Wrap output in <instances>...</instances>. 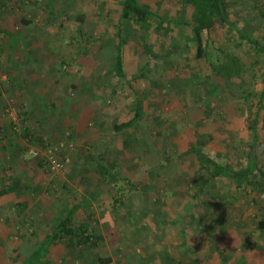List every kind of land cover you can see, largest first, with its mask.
<instances>
[{
	"label": "rangeland",
	"instance_id": "374dc122",
	"mask_svg": "<svg viewBox=\"0 0 264 264\" xmlns=\"http://www.w3.org/2000/svg\"><path fill=\"white\" fill-rule=\"evenodd\" d=\"M141 1L169 22L159 32L151 31V53L135 37L126 44L124 56L132 88H127L126 81L115 79L118 94L114 100L122 105L115 121L130 118L137 102L142 107L141 120L132 129L117 133L113 118H102L99 135L74 134L68 125L73 118L64 123L68 108L86 101L99 112L102 107H111L113 96L103 95L93 103L90 96L80 98L68 85L60 97L62 107L53 108L54 117L45 118L44 134L34 138L36 145L52 148L64 169L54 173L46 166L40 171L41 161L28 155L33 141L24 138L27 163L39 172L31 186L45 191L48 199L54 197L61 217L69 208H80L74 222L87 221L99 233L96 247H78L91 258L109 255L116 264H164L158 256L163 243L161 250L172 254L179 264H264V233L260 235L257 228L264 217V192H245L238 181L228 178L212 180L205 186L196 184L197 190H202L198 196L202 205L198 207L190 196V180L204 176L187 155L191 145L201 143L200 149L216 154L232 169L246 164L247 150L253 143L249 122L257 116L258 99L264 90V55L239 45L235 31L220 27L208 36L206 56L196 59L190 32L192 7L182 8L177 0ZM30 2L10 3L6 8L0 4V16L4 12L18 15L20 10L44 15L33 28L42 26L40 21L51 23L50 35H59H49L41 42L43 58L49 60L48 48L58 51L55 73L68 81L102 77L103 71L85 74L87 60L104 63L102 46L115 36L120 4L112 0ZM229 2L230 19L264 44V0ZM2 26L0 19V29ZM15 26L12 29L18 34ZM4 37L0 31V60L5 56ZM14 48L15 57L26 54L18 45ZM110 51L106 49L109 57ZM220 52H235L242 58V78L227 80L212 74L213 65L221 62ZM141 73L144 77L139 76ZM262 104L254 149L264 169V99ZM6 111L15 110L7 107ZM3 158L0 167L6 174L11 164L8 155ZM101 164L109 167L105 176L98 173ZM162 164L171 170L164 177ZM189 213L196 214L198 220L191 221ZM99 218L109 222H99ZM67 244V237L60 238L50 254L42 256V263L53 258L57 264H79L77 253ZM18 248L0 244V264H13L4 262L7 255L3 254L17 255ZM15 261L21 264L23 259L21 263Z\"/></svg>",
	"mask_w": 264,
	"mask_h": 264
},
{
	"label": "crops",
	"instance_id": "0c3cea01",
	"mask_svg": "<svg viewBox=\"0 0 264 264\" xmlns=\"http://www.w3.org/2000/svg\"><path fill=\"white\" fill-rule=\"evenodd\" d=\"M25 1L0 0V4L5 8V4L19 3L22 5L25 4ZM28 1L35 2L36 0ZM4 13L0 16L1 22L3 23V29H0V31L5 35L3 38V52L5 56L0 60V165L5 160L3 157L7 155V161L11 165L8 167L10 170L6 174L2 173L3 167H0V184L2 183L0 188L11 186L14 182H17V185L20 184L19 182H22L23 186L20 184L14 193L0 199V244L5 246H19L17 255L12 254L8 257V254H3V256L7 255L6 258H3L4 262L10 260L17 263L15 260H19L20 262L23 259V262L20 263L27 264V260L38 247L48 245L50 236L57 230L56 228L61 216L58 210L59 205L53 200L54 197L48 199L49 196L44 195L45 191L33 193L25 189V185L28 182H34L37 179V173L39 172L35 170V167H30L28 165L29 163H27L26 147L28 145H26L25 139L22 136L10 134L9 115L2 111V107L4 108L5 105L10 110H15L12 113L17 115L19 121L20 119L24 120L28 130L31 129V133L35 138L44 134L42 129L45 125V118L48 115L47 118L54 117L53 108L59 110L62 107L60 97L63 96L62 92L65 93L68 85L80 98L82 96H90L92 102L97 103L100 95L110 94L113 96L114 103L111 107H102L99 112L91 109V106H87L86 101H81L73 107L71 106L70 109L68 108L64 123L67 125V120L73 118L68 125L74 128L72 130L74 134H90L94 132L96 135H99L101 132L100 121L102 118L107 119L118 116L121 112L122 105L121 102L119 104V101L114 100V97H117V95H112L113 88L111 86L113 83L109 82L107 85L105 77L100 79V81H96L97 78L91 76L81 77L80 80L68 81L62 80L60 75L55 73L57 69L56 54L58 51L52 47L48 48L49 60L43 58V55L40 54L44 47L41 42H43L44 37L50 35L51 23L47 25L40 21L42 26L39 25V28H33V25L36 24L38 19L43 20L41 18L44 15H35V12L25 14L23 10H20L18 15ZM35 18L37 19L35 20ZM53 18L55 19V15ZM14 23L16 24L15 29L19 31L18 34L12 29ZM50 32H53V30ZM12 33L14 35L16 34L14 38H10ZM58 36L55 35V32L50 35V37ZM15 45L23 49V52H26V54H20L19 58L17 56L15 57L13 55ZM90 86H94L93 91L91 90L93 88H90ZM103 90H105V93ZM94 98H97L96 101ZM17 112H20L21 115H18ZM52 132L54 133L55 131L52 130ZM34 140L32 138L33 144L35 147H38L35 142L36 140ZM39 170L41 171V168ZM79 209L73 208V220L75 215L79 213ZM67 213L68 211H66L64 216ZM102 221L109 222L107 218H99V222ZM59 241L60 238L52 242L50 247L46 248V254L42 256L46 258L50 254L53 245L55 246ZM22 245L26 247L22 249ZM12 248L10 247V249ZM163 248L164 245L162 243L159 249L162 258L165 257V250H161ZM85 253L82 252L76 257V262H79V264L93 263L96 258H91ZM0 255H2L1 252ZM105 257L112 259L111 264H116L115 259L111 256L107 255ZM47 263L57 264L53 258H47Z\"/></svg>",
	"mask_w": 264,
	"mask_h": 264
},
{
	"label": "trees",
	"instance_id": "16d2710c",
	"mask_svg": "<svg viewBox=\"0 0 264 264\" xmlns=\"http://www.w3.org/2000/svg\"><path fill=\"white\" fill-rule=\"evenodd\" d=\"M114 2H118L121 7L120 15L118 23L116 24V32L115 36L112 40L107 39L102 46V53L105 55L104 63L101 65L96 60L89 58L87 60V66L89 67L86 71V75L98 74L103 71L104 75L102 77H96V81L105 77V82L107 85L109 82L113 83L111 88L112 95L118 94L116 93V81L123 80L126 81L127 88H132L133 85L128 81V71L125 63L124 56V48L128 41L135 37L139 43H141L144 47V50L148 53H151V48L148 44L151 31L155 30L159 32L163 29V25L165 23H169L167 19L157 15L153 11L150 5L143 3L141 0H112ZM182 8L192 7L191 14V23H190V32L191 39L195 47V58L202 59L207 54L208 49V36L213 30H216L220 27L229 28V30H233L237 33L238 39H240L239 45H248L250 50H255L259 54L264 55V44H262L257 38H255L251 33L246 31L244 28H240L237 26L235 22L230 19V2L229 0H177ZM5 8L8 7V4L4 5ZM10 6V5H9ZM19 9V8H18ZM156 22V27H153V23ZM110 48V57L106 53V49ZM221 62L213 65L212 74L220 75L223 78L230 80L232 78H242V72L244 70V63L242 58L237 55L235 52H220ZM109 57V58H107ZM213 75V76H214ZM139 76L144 77V74L141 73ZM104 80V79H103ZM152 82V80H151ZM154 82V81H153ZM92 91L94 90V86H90ZM105 93V90H103ZM107 96V94H102L99 96V99L103 96ZM264 99V90L261 92V96L258 99V111L257 116L252 118L249 122V129L253 133V143L252 146L247 150L246 156V164L239 169H232L227 165V163L220 161L217 155L200 149V144H193L190 146L187 155L191 156L194 159L199 167L201 175L204 176V179H191L190 180V196L191 199L195 201L198 207L202 205L199 201L200 194H202V190L198 191L196 184L206 185L208 182L212 180L228 178L232 180H236L239 182L238 187L242 188L243 191L248 192H264L262 189L264 187V169L261 167L258 157L256 155V150L254 149V145L258 143V129H259V121H258V113L262 107ZM110 103V101H108ZM110 106H113V100ZM104 105V104H103ZM7 106L2 107V111L5 114L9 115V131L10 134L22 136L28 140L34 137L28 130L26 123L24 120L18 119V123L12 119L10 116V111H6ZM141 103L137 102L132 110L133 115L124 120L123 122H116V117L111 119L112 127L117 133H122L126 130L132 129L135 124H137L141 120V112H142ZM17 114L21 115V113L17 112ZM89 124V123H88ZM27 128V129H26ZM28 130V131H27ZM34 149L44 150V147L38 146ZM32 149V148H31ZM29 155V154H28ZM31 157V156H30ZM41 163L39 162L40 168L44 170L46 166L49 168L48 161L44 157H37ZM45 164V165H44ZM166 164H162V177L166 176L171 170L166 169ZM98 173L100 176H105L109 173V167L105 164H101L98 166ZM161 176V174H160ZM22 185V182H19ZM19 184V185H20ZM17 182H14L11 186H6L0 188V199L5 198L7 195H10L15 192L17 186ZM23 186V185H22ZM31 187V188H30ZM25 189L28 192H37L39 189L31 186V183L28 182L25 185ZM249 191V193H250ZM75 207L69 208L67 211V215L60 217L59 224L57 226L56 232H54L50 236V241L48 245L38 247L31 257L27 260V264H43L42 263V253L46 250V248L50 247L52 242L62 238V236L67 237L68 239V248L69 250H74L79 256L82 252L78 250V247H96L98 245V237L99 233L96 232L95 229L87 222L83 223H75L73 220V214ZM186 214V213H185ZM191 221L196 222L198 220V216L195 214L191 215L189 213ZM204 216L199 218V222H202ZM257 228L259 234L262 235L264 233V217L258 221ZM211 231L212 234L215 235V232ZM254 249V248H253ZM165 257H161V254L158 252L159 259L164 264H179L176 263V259L172 256V254L164 252ZM112 259L99 256L96 259L94 264H111ZM13 264H17L14 263ZM46 264V263H45ZM48 264V263H47Z\"/></svg>",
	"mask_w": 264,
	"mask_h": 264
},
{
	"label": "built area",
	"instance_id": "2783aa9c",
	"mask_svg": "<svg viewBox=\"0 0 264 264\" xmlns=\"http://www.w3.org/2000/svg\"><path fill=\"white\" fill-rule=\"evenodd\" d=\"M11 117L14 121H16V123H18L17 115L11 113ZM28 154L33 158H37L41 156L44 157L48 161V165L51 172L58 173L60 171H63L64 169L63 163L60 161V159H58L57 155L52 150V148L44 149V150H38L32 148L28 151Z\"/></svg>",
	"mask_w": 264,
	"mask_h": 264
}]
</instances>
